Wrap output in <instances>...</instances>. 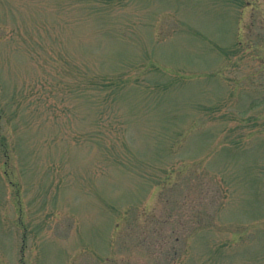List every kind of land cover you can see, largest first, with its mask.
Returning <instances> with one entry per match:
<instances>
[{
  "label": "rangeland",
  "instance_id": "374dc122",
  "mask_svg": "<svg viewBox=\"0 0 264 264\" xmlns=\"http://www.w3.org/2000/svg\"><path fill=\"white\" fill-rule=\"evenodd\" d=\"M0 264H264V0H0Z\"/></svg>",
  "mask_w": 264,
  "mask_h": 264
},
{
  "label": "trees",
  "instance_id": "16d2710c",
  "mask_svg": "<svg viewBox=\"0 0 264 264\" xmlns=\"http://www.w3.org/2000/svg\"><path fill=\"white\" fill-rule=\"evenodd\" d=\"M3 155L7 157L6 153H7V150L5 148H3Z\"/></svg>",
  "mask_w": 264,
  "mask_h": 264
}]
</instances>
